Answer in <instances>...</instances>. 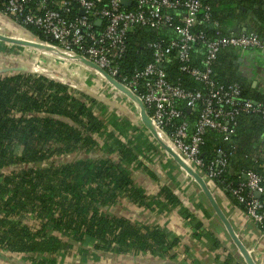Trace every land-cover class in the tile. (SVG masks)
<instances>
[{"label": "trees", "instance_id": "obj_1", "mask_svg": "<svg viewBox=\"0 0 264 264\" xmlns=\"http://www.w3.org/2000/svg\"><path fill=\"white\" fill-rule=\"evenodd\" d=\"M8 1L0 0V13H4L3 5ZM24 1L23 13L14 18L19 21L27 15H44L37 13L40 2L46 3L43 12L55 11L70 22L80 16L75 0H70V13H63L52 0ZM110 1L102 0L97 9L108 8ZM127 1L129 6L120 5L124 12L147 11L136 1ZM185 1L176 0L178 5L174 9L161 8L162 15L172 18L165 27L154 29L135 24L126 31L124 50L115 62L118 82L133 81L136 74L153 62L152 44L178 39L173 29L179 25ZM197 1L208 11L197 17L192 28L194 35L202 37L190 50L187 65L191 68L202 69L209 41L253 33L264 42V0ZM244 9L253 19L248 30L241 32L236 30V24L247 23L249 17ZM95 21L90 19L95 31L102 32L107 20L101 19L100 25ZM23 32L26 39L56 45L36 25H23ZM2 44L6 43L0 41V51ZM236 51L239 50L225 48L218 53L211 67L212 81L216 87L236 85L240 98L264 108V96L256 94L232 65ZM181 67L182 63L172 54L162 65L166 81L207 97L209 86L195 81ZM26 70L0 76V255H21L27 264H63L69 252L79 247L82 261L91 256V260L98 261L99 252L167 258L178 246V238L158 227L136 223L119 212L103 211L124 200L129 208L149 211L158 208L160 212L178 208L179 216L191 218L187 210L181 209L180 198L170 187L160 186L151 198L137 186L139 173L156 180L155 172L145 163L159 156L158 148L150 140L152 136L142 124L138 127L119 118L91 96L75 91L54 76ZM177 104L181 116L174 119L173 126L187 122L193 127L203 103H197L193 111L185 108L183 101ZM229 129L228 134L208 129L200 157L206 167L226 160L225 167H218L213 183L239 211L246 213L249 203L255 200L253 195L244 203H236L230 192L238 189L247 173L258 175L264 190V114L238 112ZM168 130L172 132L173 127ZM76 154L84 157L76 158ZM68 156L74 159L54 162ZM244 194H248L247 189ZM256 200L262 203L260 212L264 213V194ZM257 226L263 232L264 220ZM82 251H89V255Z\"/></svg>", "mask_w": 264, "mask_h": 264}, {"label": "built area", "instance_id": "obj_2", "mask_svg": "<svg viewBox=\"0 0 264 264\" xmlns=\"http://www.w3.org/2000/svg\"><path fill=\"white\" fill-rule=\"evenodd\" d=\"M75 1L80 16L73 22L66 20L55 11L43 12L46 9L45 2H40L37 8V13L42 12L44 15H27L22 21L14 19L23 13L26 4L24 0H9L3 5L4 13H0V16L22 30L23 25L31 24L43 29L44 33L56 42V45L35 40L31 42L47 47L51 54L57 58L54 62L61 67L82 71L79 76L80 84L76 85L79 88H82L79 85H85L91 89L96 87L99 82L104 84L102 87L106 88L105 91H113L115 94L119 92V96L123 95L130 100L121 91L108 83L100 72L86 67L77 57L82 56L117 81L118 67L115 62L120 59V54L124 50L126 31H129L135 24L148 25L154 29L165 27L172 21V18L168 15H162L161 8H176L178 5L176 0H133L138 3L140 8H147V11L140 10L136 13L124 12L120 8L121 2L119 0H111L108 8L99 10L97 5L102 0ZM52 3L59 5L63 13L72 11L70 0H52ZM183 7L184 13L178 18L179 25L173 29L178 39L167 44H152L153 62L136 74L133 81L126 83L123 80L119 83L126 87L144 106L145 112L155 129L156 136L153 137L149 130L144 128L147 134L156 140L157 147L165 150L170 157H172L171 154L176 155L179 162L172 157V163L176 166V169L181 174H185L186 178L189 177L192 180L194 178L187 172V169L199 176L215 197L216 192H219V190L213 183V178L218 175L219 171L217 169L219 166H226V160L220 159L208 167L205 166L200 157L203 136L208 129L228 134L230 132L229 124L236 113L260 112L264 114V108L250 100L240 98V90L236 85L216 87L212 81L211 67L218 53L225 48L255 50L264 54V42L253 33L232 34L230 37L209 41L206 43V57L202 69L191 68L187 65L190 61V50L196 40L202 37L201 35H194L192 28L197 22V17L208 10L197 0H187L183 3ZM205 17H207V12ZM91 18L96 20V25L101 24V19H106L105 29L102 32H96L90 22ZM1 26L3 27V25ZM172 54L182 63L181 71L190 74L195 81L203 82L209 86L207 97L200 92H189L178 86H172L166 81V74L162 69V65L169 61ZM36 66L42 69L37 64ZM4 74L6 73L0 70V76ZM89 76H93V78H89ZM58 81L61 80L58 79ZM65 84L67 85V83ZM68 86L75 91L78 90L75 86ZM178 101H183L185 108L190 111L197 107V103H203V108L200 110L198 120L193 127L187 122L173 126L174 119L181 116ZM131 102L134 105L135 114H138L141 125L139 106L133 101ZM140 125L136 124L138 127ZM171 126L173 131L169 132L168 128ZM163 150L160 151L161 154ZM156 158L158 159V157ZM245 189L248 190V194H244ZM175 192L180 193L178 190ZM255 192L260 193V195L264 194L262 180L254 173H247L243 175V182L238 189H231L230 193L236 203H244L247 197L254 195ZM220 193L226 196L223 192ZM228 200L231 202L229 198ZM262 208V203L256 199L252 200L245 215L253 223L259 225L264 220V213L260 212ZM262 233L264 234V231Z\"/></svg>", "mask_w": 264, "mask_h": 264}, {"label": "crops", "instance_id": "obj_3", "mask_svg": "<svg viewBox=\"0 0 264 264\" xmlns=\"http://www.w3.org/2000/svg\"><path fill=\"white\" fill-rule=\"evenodd\" d=\"M262 9L264 10V7ZM243 11L249 17L247 23L236 24V30L241 32H245L244 29L248 30L250 20L253 19L247 10ZM0 25H3L9 31V36L11 37L16 36L15 33L24 34L23 31L20 33L13 29L10 23L5 22L1 18ZM233 56L232 65L238 74L246 79L250 88L256 94L264 96V54L255 50H239ZM32 70L37 73L45 71L38 67ZM174 167L175 169L173 170L172 168L169 172L168 169L164 171L165 173L161 171L163 173L162 178L156 173L155 181H152L143 173L137 174V186L144 189L151 198L156 195L160 186L170 187L172 192L178 196L181 193L183 198L179 196L180 207L188 211L191 215L190 219L185 220L179 216L178 208L163 212H160L158 208L149 211L135 207L129 208V205L124 200L115 206L116 208L119 206L128 207L127 209H121L120 212L118 210L120 215H124L142 225L163 229L180 240L178 246L170 251L167 258H157L153 262L157 264H246L242 254L232 242L226 228L215 215L210 204L199 191L195 194L192 187L181 186L180 179L177 177L176 166L174 165ZM177 190L180 191L179 194L175 192ZM220 192L215 194L216 202L233 227L235 234L248 250L254 264H264V234L245 213L239 211L237 206ZM128 211L131 213L130 215ZM96 255L98 256V261H93L99 264H104L103 260L109 256L100 252ZM12 256H19L20 258ZM90 258L89 260L92 261ZM78 259L81 264H90L88 261H82L80 257ZM0 264L27 263L22 259L21 255L2 253L0 255ZM63 264H67L66 260Z\"/></svg>", "mask_w": 264, "mask_h": 264}, {"label": "rangeland", "instance_id": "obj_4", "mask_svg": "<svg viewBox=\"0 0 264 264\" xmlns=\"http://www.w3.org/2000/svg\"><path fill=\"white\" fill-rule=\"evenodd\" d=\"M0 35L5 36V37H10L9 36V31L5 29V27L3 28L0 25ZM17 37L19 36V34L15 33ZM24 35V34H21ZM20 39V38H19ZM32 41L30 38L27 40H23V41ZM22 41V40H21ZM2 49L0 51V70H5V69H9V70H17V69H27L25 67H29V72L31 74H38L36 73L34 70L32 69H36V64L38 66H40L42 68V70H45L46 73H49V75L54 76L55 78L61 80L62 83H67V85H72L75 86L76 88H78V90L76 89V91H79L80 93H84L87 94L88 96H91L92 98H94L95 100H97L98 102L102 103V105L104 104V106L107 107L109 112H113L116 116H118L121 119H125L126 121H130L132 123H135L137 125H140V121H139V117L138 114H135V110H134V105L133 103L128 100L126 97H124L123 95L119 96L120 93L119 92H109V90L105 91L106 88H103L102 83H97L96 87L93 88H88L85 85H79L82 88H79L78 86H76L77 84H80V78L79 76L82 74V71H75V69H71L68 67H61L60 65H58L56 62H54L55 59H57L53 54H51V52L49 50H43V49H38V48H25V47H20V46H16L13 44H2ZM8 74V73H7ZM12 74V73H11ZM6 74L2 75L5 76ZM48 75V74H46ZM93 78V76H89V78ZM96 111V110H95ZM98 111H96L97 113ZM138 121V122H137ZM153 144H155L154 146L156 148L157 147V142L155 139L151 138L150 139ZM160 149V150H159ZM163 150L162 148H158V159L155 158L154 161H150L151 163H149L148 160H146L147 162V166L150 167L151 170H153L155 172V174H159L160 178H162L163 173L161 171H165L166 169H168V172L173 168V170L175 169L174 164H172V157H170L169 155L166 154V151L163 150L162 154L160 153V151ZM99 156V154H96ZM76 158H82L84 157L83 154H76L75 156ZM74 159V156H68V157H63V158H56L54 159L55 163H66L69 162L71 160ZM167 161V164H166ZM161 167V168H160ZM162 169V170H160ZM167 171V170H166ZM177 171V177H179L180 182L182 183L181 186L184 187H192L194 190V193H202L201 189L199 188V186L194 182V180H192L191 178H186L185 174H181L178 169H176ZM162 173V174H160ZM165 173V172H164ZM167 173V172H166ZM180 197L181 194H179ZM183 198V197H182ZM188 198V197H187ZM203 198L204 195H203ZM128 207H113V208H105L103 209V211L107 214H114L115 212H120L121 209H127ZM129 213V211H128ZM131 213H129L130 215ZM78 250L79 247L74 249L73 251L69 252V256H66L65 260L67 262V264H81L79 262L78 259ZM84 254L89 255V251H82ZM109 256H107V258H105V260H103L104 264H157L156 262H153V260L157 259V258H153L150 257L148 255H139V256H119L116 257V255H111L108 254ZM12 257H19V256H12ZM20 258V257H19ZM81 258V257H80ZM12 259V258H11ZM17 259V258H16ZM120 259V260H119ZM64 260V262H65ZM82 260V259H81ZM122 260V261H121ZM88 262H90V264H99V263H95V261H90L89 258L87 260ZM79 262V263H78ZM120 262V263H119Z\"/></svg>", "mask_w": 264, "mask_h": 264}, {"label": "water", "instance_id": "obj_5", "mask_svg": "<svg viewBox=\"0 0 264 264\" xmlns=\"http://www.w3.org/2000/svg\"><path fill=\"white\" fill-rule=\"evenodd\" d=\"M121 4L124 5V6H129L130 2L127 1V0H122ZM244 31L246 32V29H244ZM0 41L4 42L6 44H13V45L20 46V47H29V48H35V49L38 48V49L49 50L47 47H44V46H42L40 44L31 42L30 40L29 41H20V40H17V39H12L10 37H5V36L0 35ZM77 59L81 63H83L86 67H88L90 69H94V70L100 72L103 75L104 79L108 83H110L112 86H114L119 91H121L131 101L136 103L139 106V109H140V120H141L142 125L147 130H149V132L151 133V135L153 137L156 136L155 129H154L153 125H152L151 120L149 119L148 115L145 112L144 106L128 89H126V87H124L122 84H120L116 80L112 79L107 73H105L104 71L99 69L96 65H94L93 63H91L88 60L84 59L83 57L78 56ZM16 71H25V69H17ZM16 71H12V70H9V69L3 70V72H5V73L16 72ZM171 155L177 162H179V160L177 159L176 155H173V154H171ZM187 172L194 178L195 182L198 184V186L201 189L205 199L210 204V206L213 209L215 215L218 217V219L222 222V224L226 228L227 233L229 234V236H230L232 242L234 243V245L237 247V249L242 254V257H243L244 261L246 262V264H254V261H253L251 255L249 254V252L246 249V247L244 246V244L240 241V239L235 234V232L233 230V227L231 226L230 222L228 221V219L226 218V216L224 215V213L220 209V207H219L218 203L216 202V199L213 196V194L207 189V187L205 186L204 182L202 181V179L199 176L193 174L189 169H187ZM253 197H254V199H259L261 197V195H260V193L255 192Z\"/></svg>", "mask_w": 264, "mask_h": 264}, {"label": "bare ground", "instance_id": "obj_6", "mask_svg": "<svg viewBox=\"0 0 264 264\" xmlns=\"http://www.w3.org/2000/svg\"><path fill=\"white\" fill-rule=\"evenodd\" d=\"M0 18L1 19H3L5 22H8V23H10L11 24V27L13 28V29H16L18 32H22L23 30L22 29H20L19 27H17L16 25H14V24H12L9 20H7V19H4V18H2L1 16H0ZM20 38V39H19ZM12 39H17V40H27L23 35H21V34H19V36H18V38L16 37H12ZM34 49V48H33ZM43 50H45V49H43ZM44 71H41V73H43Z\"/></svg>", "mask_w": 264, "mask_h": 264}]
</instances>
